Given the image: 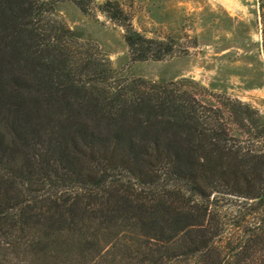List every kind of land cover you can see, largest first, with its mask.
Listing matches in <instances>:
<instances>
[{"label":"trees","instance_id":"obj_1","mask_svg":"<svg viewBox=\"0 0 264 264\" xmlns=\"http://www.w3.org/2000/svg\"><path fill=\"white\" fill-rule=\"evenodd\" d=\"M59 1L0 0V264H264L263 115L118 76ZM99 6L132 60L175 54Z\"/></svg>","mask_w":264,"mask_h":264},{"label":"rangeland","instance_id":"obj_2","mask_svg":"<svg viewBox=\"0 0 264 264\" xmlns=\"http://www.w3.org/2000/svg\"><path fill=\"white\" fill-rule=\"evenodd\" d=\"M72 0L56 4L75 37L99 48L118 76L167 82L184 80L207 104L226 97L252 105L264 117V34L260 0ZM117 2L148 37H175V54L163 60H132L124 30L100 8ZM239 134V132H235Z\"/></svg>","mask_w":264,"mask_h":264}]
</instances>
